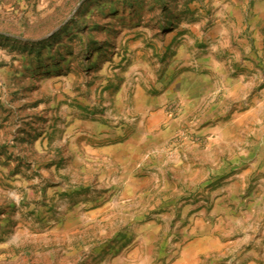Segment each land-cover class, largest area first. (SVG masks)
<instances>
[{
    "label": "rangeland",
    "instance_id": "374dc122",
    "mask_svg": "<svg viewBox=\"0 0 264 264\" xmlns=\"http://www.w3.org/2000/svg\"><path fill=\"white\" fill-rule=\"evenodd\" d=\"M214 65L254 78L237 104L264 101V0H0V264H238L244 236L264 230V204L244 205L264 191L263 171L249 174L229 233L211 194L227 177L171 170L208 137L178 131L153 158L169 168L143 169L135 195L102 184L89 149L135 127L142 90L174 92L161 104L174 117L178 81ZM207 86L204 104H232L223 82ZM262 128L248 140L264 169ZM200 225L222 236L193 257Z\"/></svg>",
    "mask_w": 264,
    "mask_h": 264
},
{
    "label": "crops",
    "instance_id": "0c3cea01",
    "mask_svg": "<svg viewBox=\"0 0 264 264\" xmlns=\"http://www.w3.org/2000/svg\"><path fill=\"white\" fill-rule=\"evenodd\" d=\"M245 64L247 67L250 66L249 62ZM213 67L214 71L207 76L192 74L178 81L176 93H179L182 103L174 117L167 116L161 107L162 102L169 99L174 92L169 91L160 99H156L151 94L140 91L138 96L134 97V108L141 118L135 127L127 134H124V130L116 131L113 137L118 136L119 139L90 146L89 149L100 163L99 167L104 166L98 170L99 181L102 184L110 181L113 184L120 182L124 190L135 195L142 185L150 181V176L145 175L143 169L159 168V172L163 173L169 168L153 165V158L161 155L168 140L178 131L189 128L199 136L208 137L205 148H199L197 145L187 147L191 151L188 152L186 162L183 166L175 165L171 170L180 171L190 178L201 175L202 182L207 184L215 182L222 176L227 177L224 183L218 185L215 183L214 187H211V194L218 196L215 213L227 223L228 232L231 233L234 226L237 227L243 222V218L236 212L238 204H242L243 200L239 193L249 174L256 170L264 172L263 166L259 167L258 157L252 153L255 147L250 146L248 140L250 125L261 123L264 127V101L256 96L250 105L243 108L237 103L242 99L246 88L254 84V78L251 82H246L243 75L230 76L225 69L216 65ZM259 78L264 79L263 73ZM202 80H207V83ZM220 82H223L224 100L232 104L228 106L221 103L204 104L203 95L208 89L207 85ZM263 133V128L262 131H258V134ZM263 139L260 140V148L264 147ZM238 144L244 146L239 147V152L232 153ZM183 154L186 156L185 151ZM110 165L115 166L113 174L110 172L107 174L104 170L105 167L109 169ZM191 184L195 185L193 182ZM255 190L261 192L264 187L260 184ZM250 198L251 201L247 203L245 198L244 205L251 207L253 204H264V191ZM219 203L222 204L218 205ZM197 230L193 257L203 250L200 249L202 244L207 243L209 250L217 247L222 236L216 228L212 229L207 225H200ZM244 238V245L237 252L238 264H264V230L254 234L247 233ZM193 262L196 264L195 258Z\"/></svg>",
    "mask_w": 264,
    "mask_h": 264
}]
</instances>
